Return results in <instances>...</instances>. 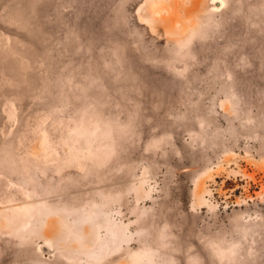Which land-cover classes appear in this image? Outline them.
Masks as SVG:
<instances>
[{"label": "rangeland", "instance_id": "obj_1", "mask_svg": "<svg viewBox=\"0 0 264 264\" xmlns=\"http://www.w3.org/2000/svg\"><path fill=\"white\" fill-rule=\"evenodd\" d=\"M0 264H264V0H0Z\"/></svg>", "mask_w": 264, "mask_h": 264}]
</instances>
